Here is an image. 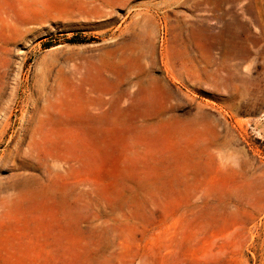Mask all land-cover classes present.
I'll return each mask as SVG.
<instances>
[{
    "label": "rangeland",
    "instance_id": "374dc122",
    "mask_svg": "<svg viewBox=\"0 0 264 264\" xmlns=\"http://www.w3.org/2000/svg\"><path fill=\"white\" fill-rule=\"evenodd\" d=\"M105 1L0 18V264H264V0Z\"/></svg>",
    "mask_w": 264,
    "mask_h": 264
},
{
    "label": "bare ground",
    "instance_id": "6f19581e",
    "mask_svg": "<svg viewBox=\"0 0 264 264\" xmlns=\"http://www.w3.org/2000/svg\"><path fill=\"white\" fill-rule=\"evenodd\" d=\"M9 1L11 0H0V18L2 19V21H4L5 18H12L15 16L17 19H19L18 22L23 24L22 21L25 20L26 17L29 15V11L24 6H20L14 11V9H12L11 7L7 5ZM17 1H19V5L22 4L23 2V0H17ZM105 2L108 5L114 6V5H123L127 3V0H107ZM91 7L92 9H95V8L98 9V7L94 5ZM127 73L128 75H126L123 79L121 78L120 80H117L114 78H104V81L105 83H107L108 87H105V84H103L104 82L103 83L98 82L94 87L91 86L89 89L86 90L87 97L90 98L91 101L94 102L96 105H98L100 108H103L104 106L103 97H104V94L107 93V91L109 90L113 95L119 94L121 97L123 98L126 97L127 100L131 101V103L134 104L133 106H131V108L137 107L138 105L137 96L139 95V93L137 90L130 91V88L133 87L136 84V82L133 78H131L132 72H129V70H127ZM105 112L109 114L108 111H105ZM85 113L86 114L84 118L82 119H69V118L63 117L61 110L54 109L53 112L50 113V118H49L50 122H54V126L53 128L47 131L48 133L47 135L53 136L56 133L59 134L60 132H62L63 130L62 128H60V125L67 126L68 131L66 132L72 133L75 125L90 126L92 125L94 121H97L95 119L100 118V117H92L89 111L87 110ZM42 140H44V137L42 138ZM28 197L31 198L32 196L29 195Z\"/></svg>",
    "mask_w": 264,
    "mask_h": 264
},
{
    "label": "trees",
    "instance_id": "16d2710c",
    "mask_svg": "<svg viewBox=\"0 0 264 264\" xmlns=\"http://www.w3.org/2000/svg\"><path fill=\"white\" fill-rule=\"evenodd\" d=\"M70 43H82V40H78V38L74 37L72 39L69 40ZM50 47V46H48Z\"/></svg>",
    "mask_w": 264,
    "mask_h": 264
}]
</instances>
